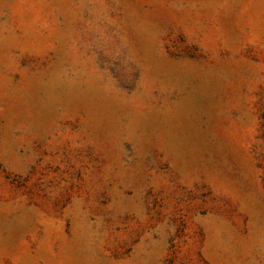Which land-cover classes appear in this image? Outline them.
<instances>
[{"label": "rangeland", "instance_id": "374dc122", "mask_svg": "<svg viewBox=\"0 0 264 264\" xmlns=\"http://www.w3.org/2000/svg\"><path fill=\"white\" fill-rule=\"evenodd\" d=\"M0 264H264V0H0Z\"/></svg>", "mask_w": 264, "mask_h": 264}]
</instances>
